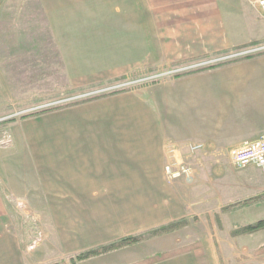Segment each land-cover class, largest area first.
Wrapping results in <instances>:
<instances>
[{"label": "crops", "instance_id": "crops-1", "mask_svg": "<svg viewBox=\"0 0 264 264\" xmlns=\"http://www.w3.org/2000/svg\"><path fill=\"white\" fill-rule=\"evenodd\" d=\"M78 1L6 0L0 20H9L12 27L32 15L47 20L67 78L87 83L264 43V17L248 0H98L97 4L89 0L85 6ZM22 11L27 16L13 25ZM35 119L45 121L46 128L26 135L37 138L43 196L90 203L99 211L96 219L103 229H82L81 241H93L100 234H132L186 216L192 203L204 201L189 195L194 177L167 182L164 165L172 146L178 145L184 154L187 144L200 142L206 147L203 154L218 158L264 134V54L161 79L30 120ZM198 159V168L212 171L210 161ZM197 247L147 264H222L218 259H200ZM173 249L158 247L119 264H136ZM260 257L264 264V254Z\"/></svg>", "mask_w": 264, "mask_h": 264}, {"label": "rangeland", "instance_id": "rangeland-1", "mask_svg": "<svg viewBox=\"0 0 264 264\" xmlns=\"http://www.w3.org/2000/svg\"><path fill=\"white\" fill-rule=\"evenodd\" d=\"M88 2L79 0L78 4L85 6ZM97 2L94 0V4ZM5 4L6 0H0V13L5 9ZM87 8L91 10L90 5ZM22 12L21 19L14 20L13 25L23 22L27 11ZM95 17L100 20V16ZM19 25L12 27L9 20H0V261L9 264L13 258L14 264L17 257L15 264H72L71 258L75 260L80 251L116 239L119 235L111 234V237H107L100 234L93 241H81L82 229H103L99 226L100 219H96L99 211L94 210L90 203L62 202L61 196H43L45 187L41 182L42 160L37 138H29L26 134L46 128L45 121L30 120L46 113L22 117L59 104L122 89L119 85L127 80L120 76L110 81L93 83L69 80L48 21L32 15ZM80 35L87 36L86 33ZM260 46H264V43L249 49ZM244 50L246 48L160 70L175 71L169 73V77L176 72L237 58L242 55L233 53ZM163 76L165 78L161 79H166L167 76ZM143 83L140 82L136 87L143 86ZM202 152L198 150L194 155L186 157V161L191 163L189 166L195 165L191 174L195 181L189 195L191 199L204 201L192 203L189 214L172 220H182L184 224L169 234L157 235L160 236L158 239L156 236L154 239L149 238L151 241L142 246L139 243L128 245L134 247L76 260L74 264H119L122 260L138 258L158 247L169 246L177 251L185 245L191 248L198 245L196 253L206 261L218 259L222 264H262L260 255L264 253L256 254L255 251L259 243L264 241V228L250 233H240L238 229L264 219V168L249 166L236 169L227 153L218 159V154L205 155ZM198 158L204 162L210 161L207 164H211L212 171L198 168ZM181 178L186 179L182 175L176 179ZM253 196L257 200L250 202ZM246 200L249 201L245 203ZM59 205L65 209L55 211L54 207ZM106 213L103 212L104 215ZM117 227L120 229L118 223ZM96 241L99 242L88 245ZM65 243L75 246L67 248ZM80 245L85 247H78Z\"/></svg>", "mask_w": 264, "mask_h": 264}, {"label": "built area", "instance_id": "built-area-1", "mask_svg": "<svg viewBox=\"0 0 264 264\" xmlns=\"http://www.w3.org/2000/svg\"><path fill=\"white\" fill-rule=\"evenodd\" d=\"M254 7L258 8L260 14L264 17V0H248ZM264 50V46L255 48H246V50L239 53H233L234 55H246ZM175 72L173 70L163 71L156 70L152 72H145L142 74H134L130 77H125L127 80L121 83V87H136L140 82H144V85L152 83V81H159L163 75L168 77V74ZM177 73V72H176ZM174 75V74H173ZM166 77V78H167ZM173 77L169 76L168 78ZM163 78V79H164ZM142 86V85H141ZM129 87V88H133ZM205 145L200 142H191L186 145V152H181V147L174 145L169 150V160L164 165V173L167 180L172 181L177 177L185 176L187 180L192 178V166L186 161V157L194 155L198 150H204ZM188 155V156H187ZM227 155L230 159L231 164L236 169H243L249 166H255L258 168H264V134L253 140H247L238 146L232 147L228 150Z\"/></svg>", "mask_w": 264, "mask_h": 264}, {"label": "trees", "instance_id": "trees-1", "mask_svg": "<svg viewBox=\"0 0 264 264\" xmlns=\"http://www.w3.org/2000/svg\"><path fill=\"white\" fill-rule=\"evenodd\" d=\"M262 54H264V50L258 51L255 53L242 55V56H239L237 58L230 59V60L219 61L218 63L210 64V65H207L204 67L187 70V71L180 72V73L178 72V73L174 74L173 77L177 78V77H182V76H185V75H188L191 73L213 69V68L223 66V65H227V64H231L234 62L247 60V59L253 58L255 56L262 55ZM156 82L157 81H155V80L152 81L153 84ZM129 89H130L129 87H123L122 89H117V90H113V91H109V92H105V93H101V94H95V95L88 96V97H85L83 99L77 100L75 102L59 104V105H57L53 108H50V109H45V110H42L39 112H34L31 114L25 115L22 118H29V117L37 116V115H40L43 113L59 110V109L66 108L69 106H73L76 104L85 103V102H88L91 100H96V99H99V98H102L105 96H109V95H113V94L120 93L123 91H127ZM250 200H252L250 202H254L257 200V198L252 197V199H250ZM247 201H249V200H246L244 202L247 203ZM239 202H242V201H239ZM181 224H184V222L182 220H175V221L169 222L167 224L160 225L158 227L147 229L146 231H143V232H137V233H133V234L124 235V236L118 237L116 239L110 240L108 242L97 244L93 247H89L88 249L80 251L79 253L76 254L75 260L72 257L73 259L71 258L70 262L72 264H74V261L76 262V260H84V259L89 258L91 256H96V255L107 253V252H110V251H113L116 249H120V248L128 246V245L139 243V242H141L143 240H147L151 237H154V236H157V235H160L163 233L171 232V231L175 230V228H177ZM263 228H264V219H259V220L255 221L254 223L244 225L243 227H241L238 230L240 233H248V232L250 233V232H254L256 230H260ZM189 249H191V247L186 246V247L180 248L177 251L157 253L155 255H152L150 257L145 258L144 260H142L141 262L136 263V264H144V263L160 261V260H163V259L170 257L171 255H175V254L187 251ZM255 253L256 254L264 253V244L257 247Z\"/></svg>", "mask_w": 264, "mask_h": 264}]
</instances>
